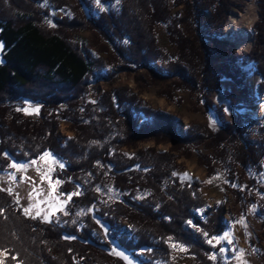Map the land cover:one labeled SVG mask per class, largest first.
<instances>
[{
    "label": "trees",
    "instance_id": "1",
    "mask_svg": "<svg viewBox=\"0 0 264 264\" xmlns=\"http://www.w3.org/2000/svg\"><path fill=\"white\" fill-rule=\"evenodd\" d=\"M73 1L77 5L72 6ZM116 1L106 0L109 5ZM119 1L120 10L105 11L96 19L87 0H0V42L4 45L0 50V171H8L14 161L37 160L49 152L67 161L55 173L61 193H80L69 201V223L62 229L25 215L13 196L0 188V249H10L22 264H129L113 252L116 247L132 253L140 264H152L133 254L145 249L151 251L146 254L151 262L175 264L169 247L173 242L195 257L192 264H224L209 259L215 250L207 243L208 237L228 227L224 207L208 212L203 221L197 211L207 203L199 184L173 175L179 158L138 148L149 140L172 142L174 148L204 144L212 151L204 163L208 174L215 175L219 167L236 185L244 183L241 171H263L264 121L248 112L258 111L255 104L264 96V0L259 2L261 17L254 29V45L243 64L239 62L243 55L220 47L218 40L226 37L223 28L231 0H201L203 4L200 0ZM66 7L74 18L65 16L51 29L52 9ZM179 7L183 8L172 13ZM161 25L166 26L174 53L158 46L156 28ZM89 27L112 43L125 40L118 51L129 64L121 66L108 50V60L95 59L74 40L77 32ZM204 33L213 39L212 45L202 39ZM156 63L162 64L165 75L156 71ZM250 64L257 66L261 77L258 97L245 83L244 68ZM152 65L150 71L158 79L176 78L175 90L203 92V104L221 122V131L192 127L180 134L177 118L146 110L128 88L114 87L96 103L87 101L92 78L106 67L118 71L119 67L133 70ZM223 80L237 87L227 94L233 110L231 122L224 121L209 98L221 89ZM24 101L41 106L37 119L22 113ZM142 115L145 120L138 123ZM62 122L70 123L74 133L65 144L58 136ZM125 148L132 153L122 151ZM109 186L119 199L106 204L97 189L105 192ZM234 193L244 201V194ZM122 220L130 224L133 238L116 231L109 239L104 226L115 229ZM188 221L199 231H193ZM77 258L83 263L76 262Z\"/></svg>",
    "mask_w": 264,
    "mask_h": 264
},
{
    "label": "rangeland",
    "instance_id": "2",
    "mask_svg": "<svg viewBox=\"0 0 264 264\" xmlns=\"http://www.w3.org/2000/svg\"><path fill=\"white\" fill-rule=\"evenodd\" d=\"M90 7L91 13L96 19H99L100 15L105 11H115L120 10V1H117L111 5L106 2V0H87ZM252 0H231L232 8L228 14V19L231 15L240 14L245 12L247 7L250 5ZM201 4L203 2L200 0ZM260 0H256V13L258 16L256 18L255 26L260 20ZM73 5H77L73 1ZM46 7V4H43ZM183 7H179L173 10L172 13L181 10ZM211 13H209L210 15ZM255 16V12L252 13ZM68 16L71 19L74 18V14L71 9L66 7L62 11H56L52 9V19L48 21V25L51 29L57 28V20ZM228 21V20H226ZM254 26V29H255ZM223 31L226 32V26H224ZM90 28V27H89ZM78 29L75 30L77 32ZM204 33L202 39L207 45L213 44V39L209 37V34ZM228 34L226 33V36ZM156 36L158 39L159 48L168 53H174L175 49L170 42L166 26L161 25L156 28ZM74 40L79 44L83 45L91 55L100 61L108 60L109 55L106 54L105 50L110 51L109 54L112 58H116L117 61L121 62V66H127V61L121 56L118 49L121 47L120 43L123 45L124 41L108 40L101 32H98L95 28L87 29L83 32H77L74 35ZM220 40V47H225L227 50L236 51L239 55H243L244 59L240 60V64L247 62V54L251 52L252 47L249 51H241L234 43L230 40L221 36L218 38ZM254 40H255V30H254ZM216 63L212 62V64ZM130 66V65H129ZM157 67L156 70L159 74L165 75V71L162 70V64L156 63L154 65ZM142 68L133 70H125L121 67L117 70H113L110 67H106L104 72L96 73L92 78L91 92L87 96V101L96 103L100 96L114 88H128L133 94L138 96L140 101V106L146 110L161 111L168 115L177 118L180 122V134H186L191 131L192 127H198L202 131L208 129L214 133L221 131L222 125L217 117L206 110V106L203 104V92L192 93L186 89L175 90L172 87V83L176 80L174 79H158L157 76L152 74L151 68ZM133 67V66H132ZM244 70L247 72V79L245 82L249 86L254 94L258 97V89L261 83V77L258 73L257 66L255 64L247 65ZM98 88V89H97ZM236 87V84L228 80H223L221 83V89L210 94V101L220 109L223 113L224 121L231 122L233 110L227 99V94ZM175 90V91H174ZM170 91V92H169ZM166 96V94H168ZM171 93V94H170ZM263 97L256 102L255 105H259L258 111H251L252 117L256 120L264 121V103ZM39 111H35V109ZM41 106L32 101H24L22 106V113L26 117L31 119H37L40 116ZM27 110V111H25ZM246 112V111H245ZM145 116H140L139 122L142 123ZM58 136L62 140V144L74 137V133L71 129V124L68 122H62L58 131ZM254 136V135H253ZM177 145L174 148L172 142H161L157 144L153 140H149L140 144L138 150L142 149H154L158 153H170L179 159L177 160L178 169L176 176L183 181L198 183L200 186V192L203 199L206 201V206L197 211V215L204 221L206 214L215 210L216 208L224 207V222L227 224V228L224 231L229 232L230 235L225 241L217 243L216 240L212 241L211 248L216 255V259H211L213 261L221 260L224 264H264V169L262 172H255L249 170L246 172L241 171V175L244 177L243 185H237L233 187L225 170L218 168V173L215 175H209L206 166L204 165L206 157H211L212 151L206 149L205 145L194 146L188 145L187 147ZM127 154H131L132 151L123 149ZM53 157L55 162L53 161ZM206 158V159H205ZM15 162V161H14ZM18 164H27L28 167L23 170H17L14 168H9L8 171H0V188L5 192H8L13 196L15 201L18 203L23 210L29 208V214L27 216L33 219H39L44 222H53L57 227L65 229L69 223L67 216H69L67 197L62 195L60 190V183L56 185V191L52 192L51 185L49 184V178L55 184L58 180L55 178V173L64 168H60L59 164H63L64 167L67 161L61 159L58 156L51 154L49 158L44 160L37 159V164H31L29 162H15ZM187 174V175H185ZM240 175V174H239ZM13 176L15 179H13ZM43 177V179H42ZM11 189V193L8 191ZM234 191H238L244 194V201L239 197L235 196ZM101 192L104 198V203H111L117 201L119 194L112 188ZM31 194V195H30ZM67 201V203H65ZM100 212V209H96V212ZM37 212L40 215H37ZM67 212V214H65ZM47 215L48 220L44 217ZM243 218V223L240 221ZM190 228L194 231L199 229L195 225L191 224ZM105 231L109 239L113 238L116 231L119 234L128 235L133 238V231L130 224L126 220H122L117 223L115 229H109L106 225L104 226ZM96 237L97 233L95 230L91 231ZM224 233L220 234L223 235ZM216 236V235H215ZM212 237V236H211ZM208 237V239H211ZM231 240L232 243L229 244L227 241ZM115 246V242L112 241ZM173 244L176 247H173ZM215 245V247H213ZM169 247L172 251L173 262L175 264H192L195 257L190 255L187 248L176 243L170 242ZM223 247L227 249L225 253H221L219 249ZM117 251L122 252L124 256H127L128 262L131 264H140L137 259L132 257V253L126 252L125 250H120L117 247ZM10 249H7V255L0 257L3 264H9L8 260H11L13 264H22L16 257V259H11ZM0 251H2L0 249ZM151 252L149 249L142 251H134L133 254L144 263L152 264H165L161 260L151 262L147 257V253ZM213 254V253H212ZM210 254V255H212ZM209 255V256H210ZM208 256V257H209ZM121 257V256H120ZM123 258V257H122ZM76 262L83 263L82 258H77Z\"/></svg>",
    "mask_w": 264,
    "mask_h": 264
},
{
    "label": "bare ground",
    "instance_id": "3",
    "mask_svg": "<svg viewBox=\"0 0 264 264\" xmlns=\"http://www.w3.org/2000/svg\"><path fill=\"white\" fill-rule=\"evenodd\" d=\"M255 6L256 0H252L245 12L231 15L226 23V37L244 52L251 49L254 41V26L258 16ZM254 12L255 16L252 15Z\"/></svg>",
    "mask_w": 264,
    "mask_h": 264
},
{
    "label": "snow or ice",
    "instance_id": "4",
    "mask_svg": "<svg viewBox=\"0 0 264 264\" xmlns=\"http://www.w3.org/2000/svg\"><path fill=\"white\" fill-rule=\"evenodd\" d=\"M99 2H100V0H97V3H99ZM118 2H119V0H117V3H118ZM3 47H4L3 43L0 42V50H2ZM19 110H20V109H18V111H19ZM25 111H27V110H25ZM35 111L38 112L39 109L37 108V109H35ZM50 156H51V154H50L49 152H44V153L39 157V159H40V160H44L45 158H49ZM53 161L55 162L54 157H53ZM31 164H33V165L37 164V160H32V161H31ZM9 167L14 168V169H17V170H23V169H26V168L28 167V165H27V164H18V163L13 162V163H11V164L9 165ZM59 167H60V168H64V165L61 163V164H59ZM173 175H176V173H174ZM185 175H187V174H185ZM13 179H15L14 176H13ZM42 179H43V177H42ZM59 183H60V181L57 180V181L55 182V184H53V182H52L51 179L49 178V184L51 185V190H52V192H55V191H56V185L59 184ZM233 187H237V185H233ZM8 191L11 193V189H8ZM97 191H99V189H97ZM79 194H80L79 192L74 191V192H71V193H64V194H62V195H65V196L67 197V201H71V199H72L73 196H76V195H79ZM30 195H31V194H30ZM67 201H65V203H67ZM23 211H24V214H25V215H28L30 209H29V208H25ZM65 214H67V212H65ZM79 214H80V213H78V215H79ZM37 215H40V213L37 212ZM44 219H45V220H48L47 215H45ZM49 222H50V221H49ZM97 222L99 223V221H97ZM240 222L243 223V218H242V220H241ZM188 223L191 225V224H192V221H188ZM203 235H204L205 237H207V236H208V233H207V232H204ZM229 235H230L229 232H225L223 235L212 236L211 239H208V240H207V243H209L210 245H212V241H213V240H216L217 243H221L222 241H225V240L228 238ZM74 238H75V237H65V239H74ZM227 242H228L229 244L232 243L231 240H228ZM173 247H176V245L173 244ZM213 247H215V245H213ZM219 251H220L221 253H225V252L228 251V250L225 249V248H223V247H221V248L219 249ZM113 252H114L117 256H121V257H123L125 260L128 259L127 256H124V254H123L122 252L117 251L115 248L113 249ZM7 254H8V253H7V250H6V249L0 251V257L6 256ZM11 259H16V257L13 256V257H11ZM209 259H213V260L216 259V255H215V253H213L212 255H210V256H209ZM0 264H3V261H2V260H0ZM129 264H131V262H129Z\"/></svg>",
    "mask_w": 264,
    "mask_h": 264
},
{
    "label": "water",
    "instance_id": "5",
    "mask_svg": "<svg viewBox=\"0 0 264 264\" xmlns=\"http://www.w3.org/2000/svg\"><path fill=\"white\" fill-rule=\"evenodd\" d=\"M156 69H157V67H156ZM158 70V69H157ZM249 114H250V112H248ZM252 115V114H251Z\"/></svg>",
    "mask_w": 264,
    "mask_h": 264
}]
</instances>
